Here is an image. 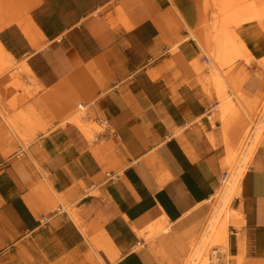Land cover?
I'll return each instance as SVG.
<instances>
[{
    "label": "crops",
    "instance_id": "1",
    "mask_svg": "<svg viewBox=\"0 0 264 264\" xmlns=\"http://www.w3.org/2000/svg\"><path fill=\"white\" fill-rule=\"evenodd\" d=\"M172 5L0 0V264L187 263L238 130L193 64L197 41L167 28L177 56L164 39ZM237 99L256 116L264 88ZM81 105L103 131L70 122ZM231 201L216 264H264V133Z\"/></svg>",
    "mask_w": 264,
    "mask_h": 264
},
{
    "label": "rangeland",
    "instance_id": "2",
    "mask_svg": "<svg viewBox=\"0 0 264 264\" xmlns=\"http://www.w3.org/2000/svg\"><path fill=\"white\" fill-rule=\"evenodd\" d=\"M224 2L225 0H173L172 7L162 13V20L166 21V29L168 28L167 33L179 34V32L185 30L189 33V36L185 37L187 39L192 38L191 32L194 33L196 38L200 41L197 42V44L201 52L194 58L193 64L199 72L208 70L210 77L212 74V71H210L211 65H208L205 60H202L204 55H207L209 59L211 58L212 60V51L204 41L205 3H207V7L210 9L212 18L215 16V18L220 21L226 14ZM228 2L232 3L229 13L245 6H249L248 8H251L250 10L253 11V13L262 12L264 9V1L260 0H228ZM181 15H183L184 19H187L191 31L187 28V24L184 23ZM237 18L238 17H235L234 20ZM249 20L239 24L236 23L233 26L235 47H232L229 52L233 59L222 69L223 74H225V80L221 78L217 80L214 77L209 80L207 79V88H213L216 92L215 95L219 101V109H221L220 103L229 100V95H231L232 98L234 97L231 92V88H234V86H236L235 93H237L238 96H240L243 91L242 89L240 92V84L246 85L247 83L253 82L264 88L262 85L264 81V27H257L255 25L256 22H259L258 19L253 20L250 18ZM254 21L256 22L253 23ZM180 39L184 40L182 36H180ZM171 52L174 55H180L177 48ZM232 103L231 110L226 113L227 115L221 117L227 134L231 128L237 127L238 130L234 140L227 142V155L230 146L238 148V151L241 152L233 164L227 160L229 172L224 187L232 178L236 166L241 163V157H243L244 153H248L249 151L252 155L255 153L264 133V102L261 108L255 111L256 116L252 117L247 114L243 106H241L239 101L235 98ZM77 112V115L81 114L83 116L89 113L90 110L89 107H86L81 109L80 112L79 110ZM258 126L261 128L260 132ZM103 127L104 126L100 127L97 123H93V129L91 130L92 134L103 131ZM220 201H222V194L220 196ZM231 202L229 205H224L223 203L221 208L225 209L228 206L227 209L231 210ZM223 213L225 214L224 211ZM208 241H210V243L204 245V248H206L205 256L207 259H211L212 264H216L217 254L213 251L219 248L220 251L226 253L227 256L228 247L226 248L221 243L215 241V238H210ZM215 243H218V245Z\"/></svg>",
    "mask_w": 264,
    "mask_h": 264
},
{
    "label": "bare ground",
    "instance_id": "3",
    "mask_svg": "<svg viewBox=\"0 0 264 264\" xmlns=\"http://www.w3.org/2000/svg\"><path fill=\"white\" fill-rule=\"evenodd\" d=\"M264 1V0H260ZM232 3L228 2V0H225L224 2V8H225V15L222 17L220 21H218L215 16H211L210 9L207 7V3H205V23H204V41L205 44L208 46V48L212 51V60L209 59L210 62L208 65H211V77H214L215 79H223L225 80V74H223L222 69L224 66L229 63L233 57L230 55V50L232 47H235V35L233 26L236 23H241L246 20H249L250 18L253 20L258 19L259 22L254 21L255 25L257 27L262 26L264 27V9L261 12L253 13L251 11V8H248L249 6L241 7L238 10H234L232 13H229L230 5ZM234 15V16H233ZM235 17H238L236 20H234ZM250 21V20H249ZM190 31L191 29L187 27ZM162 34H164V39L170 44L172 50H175V48H179L178 45H175L171 39L170 36L166 35V27L162 24L161 25ZM192 37L197 41L200 42L193 32H191ZM208 57V56H207ZM209 58V57H208ZM245 84H240V92L244 88ZM264 86V81L263 84ZM236 86L234 88H231L232 95L234 96L232 98L231 95H229V100H227L224 103H220L221 107V117L227 115L226 113L229 112L232 108V102L233 99L236 98L237 101H239L238 94L235 93ZM239 104L242 106L243 104L239 101ZM85 107L81 105V109H84ZM82 115L73 116L70 118V122L76 124L83 130L88 136L92 134L90 127L86 126L84 123V120L82 119ZM259 128V126H258ZM261 131V128H259V132ZM229 153L227 155V160L232 164L235 160H237V156L241 151H238V148L236 147H229ZM250 152V151H249ZM244 153L243 157H241V163L236 166L232 178L226 183L225 189L222 193V202L224 205H229L233 197L238 193L240 188V182L241 179L249 165L250 160L252 159L253 155L250 153ZM228 207V206H227ZM227 207L220 208V210L212 216L210 221V228L206 230V232L202 236V240L200 243L193 245L192 251L190 252L188 256V261L186 264H212L211 259H207L205 256L206 248H204V245L210 243L208 241L210 238H215V241L221 243L226 248L228 247V226L230 223V217L232 215L231 210L227 209ZM225 212V214L223 213ZM224 214V216H223ZM221 217V218H220ZM220 218V220H219ZM219 227L215 226L218 225ZM164 228V225L161 222H157L155 224H151L149 227H147V231H149V234H152L153 232L159 231ZM167 230V229H166ZM107 240V239H106ZM105 240V241H106ZM216 244V243H215ZM218 245V243L216 244ZM215 253V252H214Z\"/></svg>",
    "mask_w": 264,
    "mask_h": 264
},
{
    "label": "built area",
    "instance_id": "4",
    "mask_svg": "<svg viewBox=\"0 0 264 264\" xmlns=\"http://www.w3.org/2000/svg\"><path fill=\"white\" fill-rule=\"evenodd\" d=\"M204 60H205L207 63L210 62V60H209V58H208L207 56H204ZM104 122H105V121H104Z\"/></svg>",
    "mask_w": 264,
    "mask_h": 264
}]
</instances>
